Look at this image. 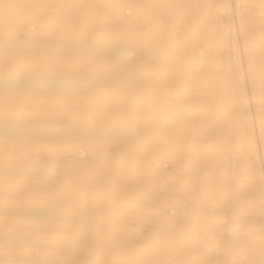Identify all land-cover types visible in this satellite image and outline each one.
Segmentation results:
<instances>
[{"label":"rangeland","instance_id":"374dc122","mask_svg":"<svg viewBox=\"0 0 264 264\" xmlns=\"http://www.w3.org/2000/svg\"><path fill=\"white\" fill-rule=\"evenodd\" d=\"M6 39L125 52L0 47L113 84L0 90V118L115 131L0 138V207L56 216L0 213V264H264V0H0Z\"/></svg>","mask_w":264,"mask_h":264},{"label":"bare ground","instance_id":"6f19581e","mask_svg":"<svg viewBox=\"0 0 264 264\" xmlns=\"http://www.w3.org/2000/svg\"><path fill=\"white\" fill-rule=\"evenodd\" d=\"M32 42V41H31ZM15 43L18 51H47V52H97L104 53L106 51H113L116 54L125 52V48L119 45H112L103 42L87 43L76 41H56V40H36L28 45L16 40H8L3 42L0 40V47L6 44ZM14 44V45H15ZM2 47V48H3ZM5 48V47H4ZM8 48V47H7ZM2 50V49H1ZM108 86L112 87L111 80L97 79L90 81L87 78H80L74 76H39V75H24L15 77L14 75L0 72V90H28L34 88H59V87H77V86ZM78 132L80 134H88L95 136H105L115 133L114 130L103 127H85V126H71L63 125V122L51 123L43 119H25L13 120L12 118H0V138H6L16 141H31L43 142L47 139L65 138L74 136L72 133ZM94 136V137H95ZM112 137V136H111ZM19 168L11 169L8 166L0 165V172L6 173L7 171H16ZM9 174V173H8ZM0 213L16 217V218H35L38 220H53L56 216L43 211L41 209H8L0 207ZM11 263V262H8ZM27 263V262H26ZM13 264V263H12ZM23 264V263H22ZM30 264V263H29Z\"/></svg>","mask_w":264,"mask_h":264}]
</instances>
